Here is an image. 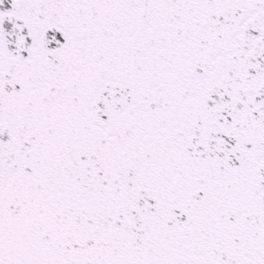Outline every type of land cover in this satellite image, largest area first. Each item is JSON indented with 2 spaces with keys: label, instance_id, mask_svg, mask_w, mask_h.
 Listing matches in <instances>:
<instances>
[{
  "label": "snow or ice",
  "instance_id": "6c2138e0",
  "mask_svg": "<svg viewBox=\"0 0 264 264\" xmlns=\"http://www.w3.org/2000/svg\"><path fill=\"white\" fill-rule=\"evenodd\" d=\"M0 264H264V0H0Z\"/></svg>",
  "mask_w": 264,
  "mask_h": 264
}]
</instances>
